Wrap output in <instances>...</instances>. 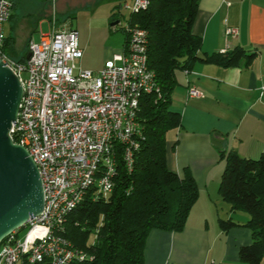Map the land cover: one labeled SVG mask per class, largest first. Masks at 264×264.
<instances>
[{"label": "built area", "instance_id": "built-area-1", "mask_svg": "<svg viewBox=\"0 0 264 264\" xmlns=\"http://www.w3.org/2000/svg\"><path fill=\"white\" fill-rule=\"evenodd\" d=\"M148 4L120 0L119 11L133 13ZM12 7L13 0H0V59L23 89L10 136L37 166L44 206L0 242V264H69L84 259V253L63 235L67 215L90 188L110 193L118 155L130 169L144 138L139 100L159 91L147 65V31L125 22L126 47L101 68L83 69L75 63L83 55L77 30L52 19L47 33L28 41L29 57L19 62L4 51L3 23ZM231 33L235 29H227ZM187 94L195 97L200 91L190 87ZM21 228H26L22 238Z\"/></svg>", "mask_w": 264, "mask_h": 264}, {"label": "trees", "instance_id": "trees-1", "mask_svg": "<svg viewBox=\"0 0 264 264\" xmlns=\"http://www.w3.org/2000/svg\"><path fill=\"white\" fill-rule=\"evenodd\" d=\"M198 2L149 0L145 9L125 16L129 25L147 31V65L155 74L159 91L140 97L137 119L144 138L131 168L118 155L112 191L103 196L90 188L67 215L63 235L84 253V259L69 264H143L145 240L151 229L181 231L186 224L198 188L187 168L180 176L166 162V133L181 126L180 113L171 106L177 85L175 71H189L196 60L229 67L239 65L241 58L248 64L254 56L241 47L199 55L201 38L191 29ZM116 19L118 12H112L109 21ZM14 38H5L4 51L22 62L28 39L25 52L18 56ZM126 45L125 32L123 48ZM219 156L224 160L218 183L221 198L231 210L249 214L243 225L250 229L251 241L239 247V259L259 264L264 259V153L248 158L233 149H223ZM219 225L226 230L236 223L219 219Z\"/></svg>", "mask_w": 264, "mask_h": 264}, {"label": "crops", "instance_id": "crops-1", "mask_svg": "<svg viewBox=\"0 0 264 264\" xmlns=\"http://www.w3.org/2000/svg\"><path fill=\"white\" fill-rule=\"evenodd\" d=\"M15 1L3 32L14 18ZM29 16L10 25L5 38L14 36L15 44L25 32L29 41L40 22L29 25ZM229 28L235 33L226 34ZM191 29L201 38L199 55L241 47L254 56L248 64L241 58L239 65L229 67L196 60L189 71H175L171 106L180 113L181 126L166 139V162L180 176L185 168L190 171L198 198L181 231H149L143 264H246L238 249L251 241V231L243 225L249 214L231 210L218 192L224 168L219 151L233 149L248 158L264 153V0H199ZM190 87L200 95L189 97ZM219 219L236 225L224 230Z\"/></svg>", "mask_w": 264, "mask_h": 264}, {"label": "rangeland", "instance_id": "rangeland-1", "mask_svg": "<svg viewBox=\"0 0 264 264\" xmlns=\"http://www.w3.org/2000/svg\"><path fill=\"white\" fill-rule=\"evenodd\" d=\"M15 2L14 18L5 24V34H9L10 25H14L22 17L25 18L27 14L30 15L27 21L31 26H34L38 19L40 20L38 28L31 35L33 41H38L42 33L49 31L50 22L48 19H56L57 24L65 23L75 28L79 35L83 48L82 58L75 62L79 68L99 69L104 59L112 51L123 47L125 32L120 28L125 25L127 12L119 11L117 8L120 0H16ZM112 12H116V14L118 12L120 20L114 26H110L109 21ZM21 36L17 37L13 46L18 56L22 55L26 49L25 32ZM171 132L173 129L168 130L166 139L170 137ZM25 232L26 228H21L19 237L22 238ZM90 240H92V235ZM16 264L21 263L17 262ZM261 264H264V259Z\"/></svg>", "mask_w": 264, "mask_h": 264}, {"label": "water", "instance_id": "water-1", "mask_svg": "<svg viewBox=\"0 0 264 264\" xmlns=\"http://www.w3.org/2000/svg\"><path fill=\"white\" fill-rule=\"evenodd\" d=\"M118 23V19L113 20L110 26ZM22 94L19 78L0 59V242L28 218L38 215L44 206L37 166L26 148L14 143L10 136Z\"/></svg>", "mask_w": 264, "mask_h": 264}]
</instances>
